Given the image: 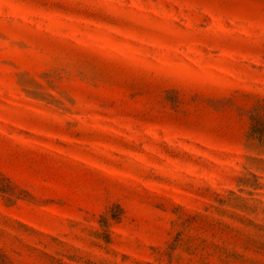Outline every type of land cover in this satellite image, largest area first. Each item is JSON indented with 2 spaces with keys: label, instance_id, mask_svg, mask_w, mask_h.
<instances>
[{
  "label": "rangeland",
  "instance_id": "obj_1",
  "mask_svg": "<svg viewBox=\"0 0 264 264\" xmlns=\"http://www.w3.org/2000/svg\"><path fill=\"white\" fill-rule=\"evenodd\" d=\"M0 264H264V0H0Z\"/></svg>",
  "mask_w": 264,
  "mask_h": 264
}]
</instances>
